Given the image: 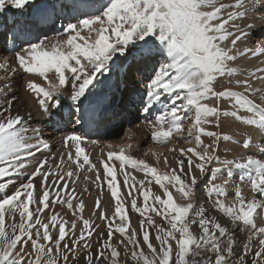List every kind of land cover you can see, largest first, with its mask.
I'll list each match as a JSON object with an SVG mask.
<instances>
[{
	"label": "snow or ice",
	"instance_id": "6c2138e0",
	"mask_svg": "<svg viewBox=\"0 0 264 264\" xmlns=\"http://www.w3.org/2000/svg\"><path fill=\"white\" fill-rule=\"evenodd\" d=\"M257 21L264 0H0V264H264V67L235 66L264 58ZM125 114L175 166L90 159Z\"/></svg>",
	"mask_w": 264,
	"mask_h": 264
},
{
	"label": "bare ground",
	"instance_id": "6f19581e",
	"mask_svg": "<svg viewBox=\"0 0 264 264\" xmlns=\"http://www.w3.org/2000/svg\"><path fill=\"white\" fill-rule=\"evenodd\" d=\"M30 11H31V9H30ZM254 30H253V33H254L253 36L254 37L252 39H254V38L257 39V36L259 35L258 34L259 30L258 31L257 30L254 31ZM241 46L243 47V45H241ZM0 52L4 55V48H2V49L0 48ZM6 56H11V54H8ZM261 59H263V58H252L251 60L242 58L241 60H239L237 62V65H235V66L240 67V68H242V69H244L246 71L247 70H252L254 67H264V65L261 64ZM37 83H42V81L38 79ZM16 93H17V95H19L21 97L22 100L27 95L26 93L23 92L22 87H19V86L16 88ZM27 110L31 111L34 121L37 122L36 126L37 127H41L43 129V132H44L46 137L55 136L58 139L61 136V135H59L57 130L51 124L43 123L45 118L42 116L40 111L37 112V110H39V109L35 105V101L32 102V105H30V103L28 101ZM38 113L40 114V116L38 115ZM129 119L130 120L134 119L135 121L138 120L135 115H130ZM137 124H140V122L136 123V124H131V126L128 127L129 135L125 136V137H127V141H126V138H122V139L118 140L116 138V135H117V131L116 130L115 131L104 130V131H102L100 133L99 136H97L95 134H92V135L89 136V138L95 137V139L99 141L98 145H100V146L103 145L105 143V141L108 144H112L114 146L115 145H119L118 143H121V144H124V145L131 144L132 145V148L130 150L131 151V155H133L135 158H138V159H145L149 163L154 164L155 163V158L151 155V153H149V155H147V156H145V153H143L144 155L141 154V150L143 149V147H142L143 145H145V144H147L149 142H150V145H151V144H154V142L152 141V139L150 137V134L146 131V129L143 126H141L140 128H137L136 127ZM69 128H71V127H69ZM129 136H131V139H128ZM108 144H106V145H108ZM82 146H84L86 148V151L88 153H90V159L93 162H97V156H96L97 150L92 145H82ZM58 147H59L58 144H54L53 151H56V149ZM107 150L108 149H105V152H107ZM116 150H118V148ZM146 150L149 152L148 148H146ZM128 170L132 171L130 167H129ZM134 175H136V173H134ZM118 179H119V177H118ZM153 191L159 193L158 186L154 185L153 186ZM95 192H96V190L93 189V195H95ZM107 201H108V198L106 196L105 197V205H107ZM92 202H93V197H86V203H87L88 207H90V206L92 207ZM57 210H59V206H57ZM90 211H91V208L87 212H85V216H87Z\"/></svg>",
	"mask_w": 264,
	"mask_h": 264
},
{
	"label": "rangeland",
	"instance_id": "374dc122",
	"mask_svg": "<svg viewBox=\"0 0 264 264\" xmlns=\"http://www.w3.org/2000/svg\"><path fill=\"white\" fill-rule=\"evenodd\" d=\"M40 2H42V0H37V3H40ZM29 11H30V9H29ZM257 15H258V13H256ZM253 15V13H249V16L251 17ZM247 22V21H246ZM257 23V27L255 28V30L254 31H258L259 33V35L257 36V39H259L260 37H262V36H264V31H262L261 30V26H260V22L259 21H257L256 22ZM54 36V35H53ZM254 36H252V38H253ZM0 38L2 39V37L0 36ZM251 38V40H249L248 42H247V46L248 47H252L253 46V42L255 41V39L256 38H254V39H252ZM0 39V40H1ZM256 39V40H257ZM264 59V58H263ZM241 60V59H240ZM259 60V59H258ZM119 61L117 62V64L119 65ZM114 75H115V71H114ZM32 102H33V100H31V99H29V103H30V105H32ZM37 112H39V110H37ZM38 115L40 116V114L38 113ZM129 121H130V123L128 124V127H130L131 126V124H136V123H139L140 122V119H138V120H134V119H132V120H130V119H128ZM186 124H187V122H186ZM69 127H71V126H69ZM128 127L126 126V127H124V128H119V129H115L116 131H117V135H116V138L119 140V139H122V138H126V141H127V137H125V136H128L129 135V131H128ZM67 130H71V128H69V129H67ZM114 130V131H115ZM58 133H59V135H61L62 133L60 132V131H57ZM128 132V133H127ZM89 139H95V137H91V138H89ZM96 140V139H95ZM106 144H108L106 141H105V143L103 144V145H92L96 150H97V153H96V156L98 157V156H100L101 155V148H105V149H107L105 146H106ZM119 145H121V143H118ZM173 145H176L177 147H188V145H185L184 143H183V141H179V143H177V141L175 140H173L172 141V144H169L168 145V147H172ZM115 146H117V145H115ZM143 147V149L141 150V154H143V153H145V152H148L147 150H146V148H148V150H150V149H152L154 152H158V153H161L162 155H161V165H160V167L161 168H163V155H168V157H169V161H170V163L173 165V166H175V161L173 160V158H172V154H170V153H168L167 152V148H165V147H162V146H160V145H158V144H151L150 145V142L149 143H147V144H145V145H143L142 146ZM105 149H104V153H106L105 152ZM108 151V150H107ZM144 155V154H143ZM89 175H91V174H89ZM136 176H137V178L139 179V178H141L142 177V174L141 173H139V172H136ZM244 187V191H245V193H248L249 191H250V189L247 187V186H243ZM159 194V193H158ZM91 208V206L90 207H87L86 208V211L85 212H87L89 209ZM131 215V221H132V223L135 225V224H137L138 223V219H139V217H138V214H136V213H131L130 214ZM157 222H159V220L157 221Z\"/></svg>",
	"mask_w": 264,
	"mask_h": 264
}]
</instances>
